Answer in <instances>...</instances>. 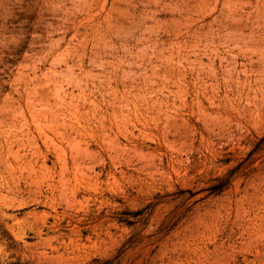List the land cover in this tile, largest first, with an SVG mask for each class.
Masks as SVG:
<instances>
[{
	"label": "rangeland",
	"instance_id": "374dc122",
	"mask_svg": "<svg viewBox=\"0 0 264 264\" xmlns=\"http://www.w3.org/2000/svg\"><path fill=\"white\" fill-rule=\"evenodd\" d=\"M0 264H264V0H0Z\"/></svg>",
	"mask_w": 264,
	"mask_h": 264
}]
</instances>
